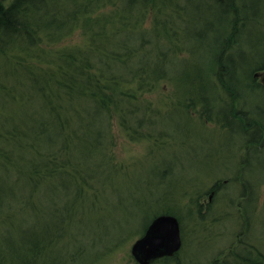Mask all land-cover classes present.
<instances>
[{
  "label": "trees",
  "instance_id": "16d2710c",
  "mask_svg": "<svg viewBox=\"0 0 264 264\" xmlns=\"http://www.w3.org/2000/svg\"><path fill=\"white\" fill-rule=\"evenodd\" d=\"M180 1L123 0L122 10L119 7L114 12L122 28L108 35L101 34L105 33L102 24L97 25L87 48L67 50L59 56L54 86L45 74L33 73L28 77L30 84L25 88L29 87L19 94L26 102L24 115L28 119L25 117L11 127L6 124L0 127L3 129L0 132V215L6 209L10 211L9 224L3 227L0 219V264H42L45 233L56 229L61 236L77 220L76 215L80 223L84 213L83 208L80 211L76 208L77 201L85 202L83 199L90 196L89 190L94 193L95 183L106 179L104 176L116 165L113 156L107 157L105 151L101 152L111 141L113 111L125 119L121 122L123 128L134 131L133 137L151 136L152 131L144 129L152 128L155 118L149 123H144L147 121L143 117L134 118V114L142 110L145 114L151 106L136 92L151 90L159 80L176 76L183 88L192 87L195 92L188 101L190 105L201 100L202 115L208 120L220 119L222 111L213 108L215 99L207 91L217 85L230 97L234 96L242 81L238 76L243 64L225 54L235 42L239 23H255L264 17V9L258 6L264 0H184L182 5ZM105 3L104 0H0V53L15 45L35 46L41 31L50 40L63 37L74 30L79 16L91 15ZM148 4L156 9L154 19L159 23L157 29L151 28V33L136 30L144 20L140 17L144 15L143 7ZM239 16L251 21L238 22ZM110 17L100 20L104 24L112 23ZM147 34L152 35L150 40ZM185 44L188 48L182 49ZM170 50L174 53L184 50L187 54L174 60ZM202 50L204 65L199 60L190 61L195 65L194 69L190 67L193 74L183 71V62L179 59L187 55L194 57ZM177 61L179 73L170 75L171 66ZM253 65L250 72H258L264 69V60ZM254 71L249 72L252 83L247 85L256 89L264 87L261 79L256 80ZM184 76L190 78L189 84L182 79ZM1 91L5 96V92L9 94L2 79ZM229 111L240 120L243 133L250 135L248 143L263 134L258 133L256 122H248L249 118L240 115L242 112H236L235 105ZM225 122L231 127L236 124L227 118ZM104 167L108 171H103ZM91 204V209L96 207L93 200ZM159 212L171 213L179 221L177 213L169 208L160 209L142 223L140 235ZM18 231L22 233L17 237ZM112 232H105L106 239ZM52 260V264H64L56 257Z\"/></svg>",
  "mask_w": 264,
  "mask_h": 264
},
{
  "label": "rangeland",
  "instance_id": "374dc122",
  "mask_svg": "<svg viewBox=\"0 0 264 264\" xmlns=\"http://www.w3.org/2000/svg\"><path fill=\"white\" fill-rule=\"evenodd\" d=\"M104 2L93 14L79 16L74 30L63 37L50 40L41 31L35 46L15 45L0 53V79L9 91V94L5 92L6 96L0 92V127L3 124L11 127L27 118L24 115L27 105L19 94L29 87L25 88L30 84L28 77L33 73L45 74L54 86L59 56L67 50L87 48L97 25L102 24L105 33L101 34L108 35L122 28L114 12L122 8L123 0ZM258 6L264 9V2ZM143 8L144 15L140 17L144 20L136 30L151 33V28L157 29L159 25L154 19L156 9L149 4ZM170 12L175 14L174 10ZM106 16H111L113 22L104 24L100 18ZM237 18L238 22L248 20ZM246 23L238 24L235 42L225 54L243 64L238 76L242 81L234 96L230 97L217 85L207 91L215 99L213 108L222 111L220 119L208 120L203 116L201 100L190 105L188 101L195 92L192 87L183 88L176 76L159 80L151 90L136 92L151 106L145 114L143 110L134 114V118L143 117L147 121L144 123L156 120L152 128L144 129L152 131L150 137H133L134 131L123 128L121 122L125 119L113 111L111 141L101 152L113 156L116 165L105 174L104 182L95 183L94 193L89 190L85 202L77 201L76 208L78 211L83 208L84 213L80 223L76 215L77 220L61 236L56 229L45 233L42 264H52L55 257L64 264H141L131 253L133 243L142 236L139 229L155 212L168 208L178 214L181 246L172 255L145 264H264V87L256 89L247 85L252 83L249 74L253 64L264 60V17ZM147 38L150 40L152 35L147 34ZM188 46L185 44L182 49ZM173 53L170 50L174 60L187 54L184 50ZM204 56L202 50L194 57L187 55L179 59L183 71L193 74L191 68L195 65L190 61L199 60L203 66ZM179 69L177 61L172 64L170 75L179 73ZM254 72L264 73V69ZM182 79L189 84L190 78ZM232 104L238 114L240 111V115L249 118L248 122L259 125L258 133L263 134L256 141L248 143L250 135L243 133L240 120L230 115ZM225 118L236 124L228 126ZM103 171L108 170L104 167ZM92 200L96 207L91 209ZM9 216L8 209L0 215L3 227L9 224ZM110 230L113 232L106 239L105 232ZM164 257L168 259L162 260Z\"/></svg>",
  "mask_w": 264,
  "mask_h": 264
},
{
  "label": "water",
  "instance_id": "95a60500",
  "mask_svg": "<svg viewBox=\"0 0 264 264\" xmlns=\"http://www.w3.org/2000/svg\"><path fill=\"white\" fill-rule=\"evenodd\" d=\"M264 84V73H255ZM145 232L133 243L131 253L141 264L151 259L170 256L181 246L179 222L172 214H160L152 219Z\"/></svg>",
  "mask_w": 264,
  "mask_h": 264
},
{
  "label": "flooded vegetation",
  "instance_id": "af4514ba",
  "mask_svg": "<svg viewBox=\"0 0 264 264\" xmlns=\"http://www.w3.org/2000/svg\"><path fill=\"white\" fill-rule=\"evenodd\" d=\"M256 78H257V77H256ZM257 79H259V78H257ZM227 252L229 253V251H227ZM239 255H240V254H239ZM239 255H238V257H240ZM241 257H244V256H241ZM245 257H248V256H245Z\"/></svg>",
  "mask_w": 264,
  "mask_h": 264
}]
</instances>
